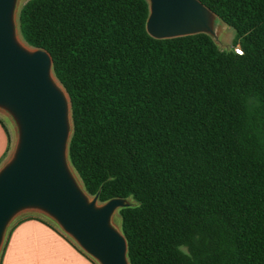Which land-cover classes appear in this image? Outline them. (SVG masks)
Segmentation results:
<instances>
[{
    "label": "trees",
    "instance_id": "1",
    "mask_svg": "<svg viewBox=\"0 0 264 264\" xmlns=\"http://www.w3.org/2000/svg\"><path fill=\"white\" fill-rule=\"evenodd\" d=\"M198 1L233 29L232 48L204 33L152 38L146 0L18 12L68 97L83 191L135 202L118 209L129 264H264V0Z\"/></svg>",
    "mask_w": 264,
    "mask_h": 264
},
{
    "label": "water",
    "instance_id": "2",
    "mask_svg": "<svg viewBox=\"0 0 264 264\" xmlns=\"http://www.w3.org/2000/svg\"><path fill=\"white\" fill-rule=\"evenodd\" d=\"M145 29L155 39L204 33L214 37L216 16L198 0H146ZM16 0H0V109L16 127V142L0 168V251L11 219L25 210L51 218L98 264H129L123 234L112 214L130 203L99 204L76 180L67 160L69 100L52 75L50 55L21 44Z\"/></svg>",
    "mask_w": 264,
    "mask_h": 264
},
{
    "label": "crops",
    "instance_id": "3",
    "mask_svg": "<svg viewBox=\"0 0 264 264\" xmlns=\"http://www.w3.org/2000/svg\"><path fill=\"white\" fill-rule=\"evenodd\" d=\"M13 138V130L0 116V168L13 152ZM33 217L21 218L10 227L0 251V264H98L53 224Z\"/></svg>",
    "mask_w": 264,
    "mask_h": 264
},
{
    "label": "rangeland",
    "instance_id": "4",
    "mask_svg": "<svg viewBox=\"0 0 264 264\" xmlns=\"http://www.w3.org/2000/svg\"><path fill=\"white\" fill-rule=\"evenodd\" d=\"M27 0H16V5H15V11H14V20H15V24H16V36L18 41L25 45L23 40L20 37V34L18 32V28H17V16H18V12L21 8V6L26 2ZM213 29H214V41L217 44V46L219 47V49L221 50H229L231 47V43L234 37V31L233 29H231L230 27H228L227 25H225L224 23H222L219 19H215L214 21V25H213ZM0 116L2 118H4V120L9 124L10 128L13 130L14 132V138H13V146L14 143L16 142V136H17V132H16V127L15 124L12 120V118L9 116L8 113H6L5 111L0 109ZM76 180L78 181V183L80 184L79 179L77 178L76 174L74 173V171L72 170ZM81 186V184H80ZM92 198V197H90ZM127 201L130 204H134L135 202L129 198L127 199ZM26 216H36V217H41L45 220H47L48 222H50L51 224H53V226H55L59 231H61L63 233V231L60 229V227L56 224L55 221H53L51 218H49L48 216H46L45 214L35 211V210H25L22 211L20 213H18L17 215H15L11 221L9 222V224L6 227L5 233H4V239L6 236L7 231L9 230V228L19 219L24 218ZM111 224L120 231V217L118 214V210H116L112 216H111ZM64 234V233H63ZM66 235V234H64ZM67 236V235H66ZM68 238H70L69 236H67ZM71 239V238H70ZM72 240V239H71ZM4 242V240H3ZM73 243H75L72 240ZM76 244V243H75ZM77 245V244H76Z\"/></svg>",
    "mask_w": 264,
    "mask_h": 264
},
{
    "label": "built area",
    "instance_id": "5",
    "mask_svg": "<svg viewBox=\"0 0 264 264\" xmlns=\"http://www.w3.org/2000/svg\"><path fill=\"white\" fill-rule=\"evenodd\" d=\"M234 51H235L236 53H238V54H240V53H241V50H240V48H239V47H235V48H234Z\"/></svg>",
    "mask_w": 264,
    "mask_h": 264
}]
</instances>
